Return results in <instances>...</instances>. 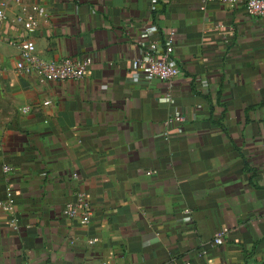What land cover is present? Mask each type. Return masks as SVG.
Here are the masks:
<instances>
[{"label":"crops","instance_id":"obj_1","mask_svg":"<svg viewBox=\"0 0 264 264\" xmlns=\"http://www.w3.org/2000/svg\"><path fill=\"white\" fill-rule=\"evenodd\" d=\"M31 4L45 15L28 31ZM1 8L0 203L8 186L14 203L0 209V264H264V19L199 0ZM151 24L155 39L174 33L170 88L131 69ZM24 41L48 60L88 59L85 76L18 72ZM176 110L181 132L166 123ZM77 192L86 225L63 213Z\"/></svg>","mask_w":264,"mask_h":264},{"label":"built area","instance_id":"obj_2","mask_svg":"<svg viewBox=\"0 0 264 264\" xmlns=\"http://www.w3.org/2000/svg\"><path fill=\"white\" fill-rule=\"evenodd\" d=\"M19 3L21 0H14ZM152 8L156 7L157 0H150ZM202 4L218 2L229 7L241 6L251 16L264 19V0H199ZM45 15L44 9L38 5L31 4L22 9V24L26 30H34L38 25L37 15ZM4 9H0V26L6 19ZM158 32L156 25L151 24L143 27L139 32L138 49L139 53L131 59V69L141 74L147 81L158 79L165 82L168 87L177 76L178 66L173 56L174 33L169 30L165 32L162 39H155L153 35ZM19 58L15 63L16 70L20 73L34 75L39 82H55L65 80H78L85 76L88 69V59L62 58L59 60H48L40 57L35 50L33 43L24 41L20 43ZM160 101L173 102L170 95L166 94ZM25 110V109H24ZM185 117L176 110L167 119V124L175 123L178 132H181V125ZM3 171L10 173L13 167L4 165ZM75 176V174H74ZM14 203L10 187H6V199L0 203V209L9 211ZM64 215L70 219L77 220L80 225L88 224L90 220V208L84 192L76 193L75 202H68L64 207ZM17 229V226H14ZM225 233L218 231L212 238L213 245H220L224 242ZM95 241V239H92ZM189 264V263H185Z\"/></svg>","mask_w":264,"mask_h":264}]
</instances>
